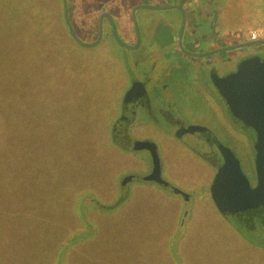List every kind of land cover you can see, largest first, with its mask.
<instances>
[{
  "label": "rangeland",
  "instance_id": "rangeland-1",
  "mask_svg": "<svg viewBox=\"0 0 264 264\" xmlns=\"http://www.w3.org/2000/svg\"><path fill=\"white\" fill-rule=\"evenodd\" d=\"M165 1L66 0L88 26L106 16L100 43L83 22L76 43L63 0H0V264H264L261 216L249 220L222 193L220 212L212 199L219 150L194 133L169 136L166 104L197 85L200 61L171 53L180 15L149 9ZM235 1L223 40L264 29V0ZM40 14L50 30L32 26ZM179 106L196 105L185 96ZM119 124V134L155 146L164 184L146 180L150 152L113 143ZM236 133L223 147L252 192L259 141Z\"/></svg>",
  "mask_w": 264,
  "mask_h": 264
},
{
  "label": "flooded vegetation",
  "instance_id": "flooded-vegetation-1",
  "mask_svg": "<svg viewBox=\"0 0 264 264\" xmlns=\"http://www.w3.org/2000/svg\"><path fill=\"white\" fill-rule=\"evenodd\" d=\"M242 1L245 0H241L240 3ZM240 3L238 8L241 10ZM232 4H236V1L166 0L163 5L149 8L156 11L174 12L180 15V27L173 35L171 53L188 60V62L196 58H199L198 60L200 61L198 67L192 71L197 85H190L192 90L189 89V86L187 89V86L184 88L186 89L185 91L183 89L184 93H181L175 99L177 106L174 104V99L166 104L168 109L171 106L173 108L171 112L168 111L165 114L168 115L165 120L171 125L169 131H172V133L169 136L174 138L173 141L182 142L183 134L187 132L194 133L193 135H196L197 139L209 149L212 150V147H216L220 152V147L227 146L236 140L238 127L245 130V132L250 130L251 133L248 136L251 137L253 142H256L252 133V131H255L256 137L260 141L257 130L260 124L259 119L248 125V123L235 116L218 86V84L221 85L225 80L235 76L246 63L253 61L258 62V74L261 85L264 83V75L261 73L264 68V40L251 41L249 34L252 29H249L246 36L240 33V28L235 29L233 36H236V39H233L231 34H226L224 40L219 36L224 30L228 32L232 30V26L236 25H230L231 23L224 25L226 19L236 18L235 16H230ZM180 35L181 40L179 43L181 42V45L179 44L180 48H178L176 40ZM204 44L209 50L202 51L201 46H204ZM247 48H253L254 50L243 51ZM238 52H245V54L240 55L237 54ZM147 91H149V87ZM149 92V95L153 94V90ZM185 96L196 106H191V109L188 107L179 109V103L183 102V99L185 100ZM195 107L199 111L196 114L194 113ZM223 109H225V113H222ZM180 111L181 113L186 111V117L191 118L189 122H185L186 118L180 120L176 117L178 116L176 114H179ZM202 113L204 114L201 115ZM179 116L182 117L181 114ZM118 127L121 129L122 124H119ZM249 137H246L247 141H250ZM257 146H259V142ZM257 146L254 145L255 156L258 151ZM212 152L214 151L212 150ZM212 152L211 155H213ZM144 156H149L147 150H145Z\"/></svg>",
  "mask_w": 264,
  "mask_h": 264
},
{
  "label": "water",
  "instance_id": "water-1",
  "mask_svg": "<svg viewBox=\"0 0 264 264\" xmlns=\"http://www.w3.org/2000/svg\"><path fill=\"white\" fill-rule=\"evenodd\" d=\"M63 3L66 15L65 0H63ZM103 17L104 15L99 19L98 40L101 37ZM66 19L68 20L67 16ZM113 34L117 38L114 28ZM72 35H74L73 31ZM258 69V62L246 63L235 76L225 80L221 85L218 84L221 94L225 97L230 110L235 116L248 123V125L253 124L257 119L260 121L257 129L260 141L255 158L256 189L252 192L249 191L246 179L238 169L237 161L233 154L228 152L226 148L220 147L225 165L217 174L211 193L212 199L220 212H223L225 207L219 197L220 193H222L224 194L223 199H225L224 204L240 205L242 212L254 211L261 216L264 222V83L261 85ZM121 129H119V132H121ZM118 136L116 143L121 149L131 151L147 150L150 152L152 156V171L146 177V180L164 184L161 179L160 162L155 146L148 142L131 141L124 130ZM247 218L251 219L249 216Z\"/></svg>",
  "mask_w": 264,
  "mask_h": 264
},
{
  "label": "trees",
  "instance_id": "trees-1",
  "mask_svg": "<svg viewBox=\"0 0 264 264\" xmlns=\"http://www.w3.org/2000/svg\"><path fill=\"white\" fill-rule=\"evenodd\" d=\"M65 2H66V0H65ZM62 5H63V3H62ZM74 12H75L74 4H69V6H68V4L66 5V15H65L64 9L62 7L61 21H62L63 25L65 26V29H66L67 32L69 30H71V31L74 32L75 31L74 30L75 29V25H80V23L83 22V21L82 22H79V19L75 15ZM43 14H44V12H43ZM43 14L37 15V16L33 17L32 19L30 18L29 20L32 21L31 22L32 26H35L36 25L37 28L39 27V29L41 28L43 31L50 30L52 27H50L49 22H47L46 19L44 17H42ZM66 16H67L68 20L66 19ZM93 19L94 20H92V24L89 25V26H88L87 21H84L83 23H84V25H85L86 28L91 29V31H92V33H93V35L95 37V41H96L97 36H98V21L96 20L97 19L96 17L93 18ZM32 28L33 27H31V29ZM74 35H75V33H74ZM68 36H70V34H68ZM75 37L77 38L76 35L71 37L73 41L75 40ZM74 42H76V40ZM116 129H117V127L112 130V134L115 133ZM3 131H4V129H2V133H3ZM117 134L119 135V128L117 129ZM1 138H2V134H0V140H1ZM118 138H119V136H118ZM112 141H113L114 144H117L116 143V140L114 141L112 139ZM1 177H2L3 182H5L6 185H7V182H8L7 176L1 173ZM5 208L6 207L0 208V211L5 210ZM252 212L253 213H251L250 215H248L251 219L253 217H255L256 215H258L256 212H254V211H252ZM239 216H241V214ZM242 216H243V214H242Z\"/></svg>",
  "mask_w": 264,
  "mask_h": 264
},
{
  "label": "built area",
  "instance_id": "built-area-1",
  "mask_svg": "<svg viewBox=\"0 0 264 264\" xmlns=\"http://www.w3.org/2000/svg\"><path fill=\"white\" fill-rule=\"evenodd\" d=\"M249 39L254 42H257L259 40H264V29L252 30L249 34Z\"/></svg>",
  "mask_w": 264,
  "mask_h": 264
},
{
  "label": "crops",
  "instance_id": "crops-1",
  "mask_svg": "<svg viewBox=\"0 0 264 264\" xmlns=\"http://www.w3.org/2000/svg\"><path fill=\"white\" fill-rule=\"evenodd\" d=\"M103 15H104V14H103ZM100 17H101V16H100ZM104 18H106L105 15H104L103 19H104ZM98 19H99V18H98ZM103 19H102V20H103ZM254 29H255V28H253L252 30H254ZM97 38H99V25H98V36H97ZM100 38H101V37H100ZM96 41H97V40H96ZM98 41H99L98 43H100V39H99Z\"/></svg>",
  "mask_w": 264,
  "mask_h": 264
}]
</instances>
